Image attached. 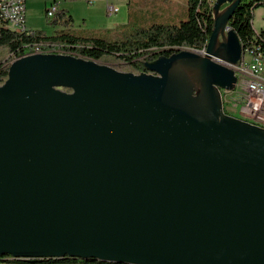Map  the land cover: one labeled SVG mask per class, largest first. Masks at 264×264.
Masks as SVG:
<instances>
[{
	"label": "water",
	"instance_id": "1",
	"mask_svg": "<svg viewBox=\"0 0 264 264\" xmlns=\"http://www.w3.org/2000/svg\"><path fill=\"white\" fill-rule=\"evenodd\" d=\"M239 2L214 1L203 52L159 55L149 73L61 53L10 62L0 256L264 264V127L221 96L237 83Z\"/></svg>",
	"mask_w": 264,
	"mask_h": 264
},
{
	"label": "trees",
	"instance_id": "2",
	"mask_svg": "<svg viewBox=\"0 0 264 264\" xmlns=\"http://www.w3.org/2000/svg\"><path fill=\"white\" fill-rule=\"evenodd\" d=\"M186 3L187 18L178 24H152L148 28H139L130 34H123L124 36L117 39L96 37L84 31L74 30L73 18L63 8H59L49 21V25L54 27L50 29V33L45 29L15 32L0 22V52L9 55L6 60L0 61V83L7 77L10 61L38 48L48 53L70 54L94 61L114 56L130 65L137 73L145 70V61L154 60L159 55L168 56L184 48L204 49L214 24L212 5L210 0H186ZM259 6H264V0H240L228 21L244 47L243 50L260 47L264 51V29L255 30L252 26L253 10ZM222 100L224 112L229 114L223 96ZM255 124L264 127L259 123ZM0 264L115 263L69 256L25 260L6 254L0 256Z\"/></svg>",
	"mask_w": 264,
	"mask_h": 264
},
{
	"label": "rangeland",
	"instance_id": "3",
	"mask_svg": "<svg viewBox=\"0 0 264 264\" xmlns=\"http://www.w3.org/2000/svg\"><path fill=\"white\" fill-rule=\"evenodd\" d=\"M53 1L71 14L74 30L107 39H117L136 29L148 28L152 24H178L188 15L186 0H94L92 5H89L87 0H26V27L45 29L50 33V29L54 27L49 25V21L53 17L47 18L45 9ZM214 1L210 0L211 5ZM109 6L117 7L118 12L109 15ZM252 26L255 30L264 29V6L253 10ZM8 57L6 52H0V61ZM246 58L250 59L247 54L245 60ZM101 61L119 71L137 73L130 65L114 56L104 57ZM239 81L241 83L246 80L239 77ZM244 86L245 84L241 83L233 90H221L225 108L234 117L264 125V104L259 112L248 113L245 108L247 95Z\"/></svg>",
	"mask_w": 264,
	"mask_h": 264
},
{
	"label": "built area",
	"instance_id": "4",
	"mask_svg": "<svg viewBox=\"0 0 264 264\" xmlns=\"http://www.w3.org/2000/svg\"><path fill=\"white\" fill-rule=\"evenodd\" d=\"M89 5L94 0H87ZM56 1L50 3L45 9L47 18H52L59 10ZM109 15L118 12L117 7L109 6L107 9ZM26 0H0V22L1 24L15 32H27L32 29L26 27ZM249 52H254V59L245 60L244 64H233L229 67L234 71L237 77V83L245 84L246 103L245 108L248 113L259 112L264 104V51L260 47L249 48ZM32 53H48L34 50ZM239 77L245 78V82L240 83Z\"/></svg>",
	"mask_w": 264,
	"mask_h": 264
},
{
	"label": "bare ground",
	"instance_id": "5",
	"mask_svg": "<svg viewBox=\"0 0 264 264\" xmlns=\"http://www.w3.org/2000/svg\"><path fill=\"white\" fill-rule=\"evenodd\" d=\"M244 49V47H243ZM37 51H41L39 48L36 49ZM205 50L204 49H201V51L203 52ZM248 55L250 57V59H254V52H249V49L248 50H242V55H241V58L238 60L237 64H244L245 62V55Z\"/></svg>",
	"mask_w": 264,
	"mask_h": 264
},
{
	"label": "flooded vegetation",
	"instance_id": "6",
	"mask_svg": "<svg viewBox=\"0 0 264 264\" xmlns=\"http://www.w3.org/2000/svg\"><path fill=\"white\" fill-rule=\"evenodd\" d=\"M140 72H148L149 73V71L146 68H145V70L142 69Z\"/></svg>",
	"mask_w": 264,
	"mask_h": 264
}]
</instances>
